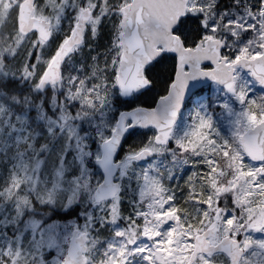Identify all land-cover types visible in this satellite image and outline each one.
Segmentation results:
<instances>
[{
  "label": "snow or ice",
  "instance_id": "1",
  "mask_svg": "<svg viewBox=\"0 0 264 264\" xmlns=\"http://www.w3.org/2000/svg\"><path fill=\"white\" fill-rule=\"evenodd\" d=\"M0 264H264V0H0Z\"/></svg>",
  "mask_w": 264,
  "mask_h": 264
}]
</instances>
